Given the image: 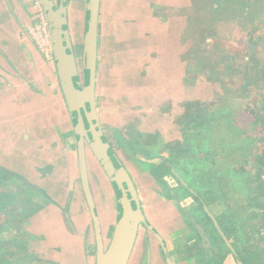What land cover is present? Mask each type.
I'll return each mask as SVG.
<instances>
[{
    "label": "rangeland",
    "instance_id": "374dc122",
    "mask_svg": "<svg viewBox=\"0 0 264 264\" xmlns=\"http://www.w3.org/2000/svg\"><path fill=\"white\" fill-rule=\"evenodd\" d=\"M141 1L144 2V0H102V22L104 21L105 34L108 37L110 31L117 36L112 44L116 54H121V60L123 52L127 50L129 39L134 38L136 34L135 30L133 31L135 24L132 21L139 17L143 18L136 8V4L142 5ZM154 2L169 6L176 4L175 0H154ZM0 3L4 4V1L0 0ZM86 4L87 0H73L69 16L71 36L82 81ZM27 7L28 15L23 17V23L32 27L36 24L37 9L30 0H27ZM165 10L171 17H187V33L183 40V45L187 43V51L183 55V60L187 63V94L189 99H192V95L198 98L193 102L203 104V113L197 114V119L193 121L189 119L190 117L184 118L183 113V118L179 117L181 121L176 120V125L171 129L173 132L177 130L173 141L167 144L166 139L160 137L157 145L156 140L151 141L153 145H150V149L138 147V144L129 145L131 140L145 134L140 133L141 130H137L135 126L131 128L127 124L121 129L129 144H125L124 141L119 142L115 133H107L115 153L126 166L137 189L144 195L145 215L159 229H164L163 223L167 219L168 212L171 210L170 214H173V210L178 209L170 203H163V196L170 198L171 196L159 185V181H155L168 174V171L160 167L155 168L151 174L150 167L145 165L144 160L139 161L140 158L135 152L152 156V163L155 162L153 156H169L168 159L170 158L169 160L174 163L182 182H186L202 196L215 191L221 192L227 200L233 197L231 189H228V176L233 170L239 175L243 171V168L236 163L245 162L251 154L264 153V0H193L192 5L186 10L168 7ZM113 16L116 19L123 18L124 22L118 19L116 20L118 23L113 25L111 22ZM144 24L145 21L141 26ZM13 25L0 26V47L9 58V62L4 66L6 70L16 75L15 69H19L20 80L23 82V74H27L30 82L34 84L23 82L26 92L21 97L20 102L23 104L19 107L12 106L0 93V167L27 179L47 196L33 191L17 180L10 179L11 185H8L7 191L16 193L12 201L16 198L18 200L12 205L15 206L14 210H18L17 214L22 215V220L13 221L12 227L15 229L17 226L20 228L26 226L35 210L44 207L40 226L44 228L47 225V229L52 231L58 228L59 233L56 238L67 247L65 256L70 262L79 261V255L83 250L82 240L87 231L90 230V239L93 242L95 234L92 220L88 213H83L80 206L84 199L79 181L78 153L67 155L60 135L62 133L71 136V133H74L69 111L57 86L53 70L54 61H46L25 36L21 37L18 28H16L18 33L14 32ZM26 44L33 53L38 75L31 70L23 50ZM10 62L15 68L11 67ZM1 86L0 83V92ZM169 136L167 132V137ZM180 147L182 150L174 154L173 149ZM203 153L205 155H201ZM197 158L205 160L203 162L196 160ZM211 162L215 163L214 166ZM88 168L102 221L104 242L108 246L117 219V212L114 210V190L110 188L111 184L90 150ZM255 169L250 167V172L255 174ZM168 182L174 190H179L174 179L168 178ZM222 182L226 187H219V183ZM237 190L244 192L243 189ZM237 193L240 198H244V194ZM245 196L249 197L246 194ZM50 200L59 202L64 209H57ZM6 202L12 203L9 199ZM218 202L222 208L226 204V199L220 198ZM180 204L187 209L195 208L197 205L193 198L186 200L181 198ZM9 209L12 214V208ZM67 210H70V214H67L69 212ZM163 212H167L166 215ZM189 213L191 217H201L197 210H190ZM11 214L9 213L10 216L3 214L0 222H8ZM179 214L177 217L180 218ZM174 216L172 228L178 222L175 213ZM15 223L18 225L15 226ZM180 229L179 226L166 232L164 230V236L167 238L168 233L173 231L179 233ZM77 231L79 237L74 236ZM18 232L15 230L9 235L0 236L2 237L0 255L20 251L17 245L10 243L17 237ZM23 234H27L31 240L37 238L28 229ZM20 255L19 253L14 260L17 264H31V261H20ZM92 260L94 263V258Z\"/></svg>",
    "mask_w": 264,
    "mask_h": 264
},
{
    "label": "crops",
    "instance_id": "0c3cea01",
    "mask_svg": "<svg viewBox=\"0 0 264 264\" xmlns=\"http://www.w3.org/2000/svg\"><path fill=\"white\" fill-rule=\"evenodd\" d=\"M3 1L4 4L0 3V26L3 27L7 26V24L13 25V23H15L16 26L13 25L15 28L14 32L16 33V28H18L22 34L21 37L25 36L29 43L37 50L27 34L28 26L23 23V17L28 15L27 0H9V4L6 3L7 1ZM151 1L153 2L144 0V2L141 1L142 5L136 4L137 12L140 16L143 15V18L140 19L139 17L135 21H132L136 26H134L133 29L136 34L134 38L129 39L130 42H128L129 44L126 46V52L122 54V60L120 58L121 54H116L112 44L116 35H113L114 32L111 33L110 31L108 37L105 34V25L104 21L102 22L103 17L101 10L97 78L98 112L101 126L105 133H115L116 139L119 140V142L124 141L125 144H129V142L125 140L121 129L123 125L127 124L131 128L135 126L137 130H141L139 131L140 133L145 134H141L138 139L135 138L131 140L129 145L138 144V147L143 146L146 149H150V145H153L151 144L152 140H156L155 144L157 145L160 137L166 139L167 144H169V141L172 142L177 131H171L176 125L175 121L178 120L180 116L182 117L183 113L185 114L184 118L186 117V106L189 102L198 100L194 95H192V99H189L187 94V63L183 60V55L187 51V43L183 45V40L187 33V17H171L166 14L165 10L167 7L186 10L192 5L193 0H175L176 4L174 6L163 3L155 4L154 0ZM7 5H10L9 8ZM115 16H113L111 20L113 25L118 23V21H116L118 19L121 22L123 21V18L116 19ZM144 21L146 26L145 24L141 26ZM134 40L135 42H133ZM23 50L30 63L31 70L38 75L33 53L28 48L27 44L24 45ZM6 62H9V58L6 57L0 47V83L2 85V91L0 93L10 101L12 106L19 107L23 104L20 102L21 97L26 92L25 88H23V82L27 81L30 85L34 83L30 82L31 80L26 76L27 74H23L24 78H22V82L20 80L21 75H19V69H15L17 75L12 74V72L6 70L4 66ZM10 63L11 67L15 68L12 62ZM7 64L9 65V63ZM53 70L57 86L62 94L55 64ZM70 121L73 126L71 117ZM180 121L181 119H179V122ZM145 127L146 129L144 130ZM167 132L170 135L169 137H167ZM60 135H62L61 138L65 153L67 155L74 152L78 153L75 131L71 133V136L62 133ZM28 139L31 140L30 137H28ZM166 143L165 145H167ZM79 181L81 183L80 179ZM114 202V210H116L117 205L115 199ZM81 203L80 206L83 209V213H88L90 217L85 200ZM57 204L62 206L59 202H57ZM55 207L59 210L61 209L57 206ZM39 211V214L31 218L30 221L28 220L29 224L28 222L27 225L25 224V227L36 234L37 237L35 242H32V252L37 256L39 255V259H37V262L31 261V264H96V240L93 242V240L90 239V230L87 231L85 238L82 240L83 250L82 254L79 255L80 260H72L70 262L67 256H65V249H67V247H65L62 241L56 238L59 229L57 228L55 231H52L47 229V225L44 228L43 226L41 227L40 217L45 210ZM67 212V214H70V210H67ZM74 232L75 230H73V233ZM74 236L79 237L78 231ZM69 257H72V255H69ZM93 258L94 263L92 262ZM134 258H137V252L134 253Z\"/></svg>",
    "mask_w": 264,
    "mask_h": 264
},
{
    "label": "flooded vegetation",
    "instance_id": "af4514ba",
    "mask_svg": "<svg viewBox=\"0 0 264 264\" xmlns=\"http://www.w3.org/2000/svg\"><path fill=\"white\" fill-rule=\"evenodd\" d=\"M30 1L33 4V1L32 0ZM53 1L56 5H58L59 0H53ZM64 2L66 6L68 5V25H69L70 23L69 16L71 10L70 8L73 0H64ZM7 6L9 8L10 5ZM29 28L30 27L27 28V34ZM69 30H70V25H69ZM70 35H71V31H70ZM29 38L31 39L30 36ZM72 44L75 50L73 41ZM34 45L36 46L35 43ZM82 83L84 85V79ZM103 133L106 137L108 144L111 146L112 150L114 151V148L111 145L109 138L107 137V134L105 133L104 130ZM89 150L90 149L87 148V158H88ZM181 150L182 148L180 147L177 149H173V152L175 154L180 152ZM135 154H137V156L140 158V159L137 158L139 161L144 160L146 163H148V164L145 163V165L150 167L151 174L155 171V168H160V167L168 171V174L159 177L155 181L156 182L159 181V185L163 189H165V191L167 190L171 196V198L163 196L162 197L163 203L164 204L170 203L171 205L177 206L178 209L173 210V212L177 217L180 211L179 214L180 218L177 217L178 222L172 228V223L174 222L175 219L174 213L170 214L172 212L171 210L168 212V215H166L167 212L165 213L163 212L166 215L167 219L163 223L164 229L161 228L162 230L159 229L158 226L155 225L149 218H147V215H145L146 200L144 199V195L141 193L140 190L137 189L135 182L132 179V176L130 175L126 166L121 162V160L115 153L119 162L127 170L133 181V184L136 188L140 200L142 213L146 219V224L143 223L139 227V232L137 235L135 247L129 264H264V155H263L264 153H260V154L254 153L253 155L251 154L248 157L249 159L247 158L245 162L239 161L238 163H236L243 168V171L242 174L239 175L236 170H233L232 174L230 173V175L228 176L227 178L228 189L229 190L231 189V194L233 196L230 197V199L228 200L227 198L223 197V194L221 192L212 191L209 195H205V196L198 194L186 182L181 181L182 178L177 173L178 171L174 166V163L169 160L170 158L168 159L169 156H164V155H159L156 157L153 156L155 162L152 163L151 162L152 156H148V154L145 153H137V152H135ZM201 155H205V154L203 153ZM94 158L96 157L94 156ZM196 160H203L204 162L205 159L197 158ZM214 164L215 163L211 162L212 166H214ZM250 167L256 168L254 171L256 172L255 174L250 172ZM101 169L103 170L102 166ZM103 173L105 174L104 176L107 178V181L110 183L104 170ZM148 173L150 172L148 171ZM89 178H90V173H89ZM168 178L174 179V181L176 182V186L179 188V190L178 189L174 190V188L170 186L168 182ZM10 179L19 181L20 183L24 184L33 191L40 193L43 196H47V195L39 188L30 184L27 179L9 171L6 168L0 167V220L3 217V214L5 215H9V213L11 214L9 208H12L11 210H13L11 217H9L10 220L8 222L7 221L4 223L0 222L1 223L0 236H2L3 234L9 235L12 232H15V230L19 231L17 233V237L13 239V241H10V243L13 242V244L17 245L20 249V251L17 252H10L9 255L7 254L0 255V263H2V261H6L9 262V264H17V262L15 261L13 263V260L17 259L19 253L21 254L20 261H24L26 258V256L22 254V250L24 249L23 248L24 243L26 244L29 242L31 243L32 241H34V239L31 240L27 237V234L26 235L23 234L24 232L26 233L27 227L22 226L20 228L19 226H17L18 225L17 223H15L16 224L15 226H17V228L14 229L12 227L14 225V224L12 225L13 221H16V219L22 220L21 219L22 215L17 214L18 210H14L13 207L15 206L12 205L18 200V198H16L15 201H12V199L14 198L13 195H15L16 193L9 192L10 197H8L9 193L7 190H9L8 185H10L9 183ZM24 180L27 181V184L24 182ZM223 180L225 182L224 178ZM90 184H91V179H90ZM225 185L226 184H224L223 182L219 183L220 188L226 187ZM110 188L114 190L112 185L110 186ZM237 189H243L244 192L242 193L241 190L238 191ZM2 191H5L6 193ZM82 192H83V188H82ZM237 192L244 194V198H240ZM245 194L248 195L249 197H246ZM113 195L117 205L116 206V212H117L118 202H117L115 190L113 192ZM83 197L85 200L87 210L89 211L90 214V210L87 201L85 199L84 192H83ZM181 198H183V200H186L187 198H193L195 200V203L197 204L196 207L192 209H187L184 206H181L180 204ZM220 198L222 200L223 198L226 199V204L222 208L218 202ZM8 199L12 203H7L6 200ZM94 200L99 213L95 196H94ZM50 203L54 206L64 209V207L59 206V204H57V202L54 200H50ZM40 209L43 210L44 207H40L39 209L35 210L34 214L29 218V221L31 218L39 214ZM190 210L199 211L201 217L200 218L194 216L191 217L189 213ZM179 226L181 227L179 233L173 231L172 233L170 232L168 233L169 235L167 238L164 236V232H163L164 230L166 232L168 231V229L169 230L174 228L177 229V227ZM92 227H93V232L95 234L93 222H92ZM18 228L20 230H18ZM0 238L2 239V237ZM1 242H3V240H1ZM135 252H137L138 254L137 259L134 258Z\"/></svg>",
    "mask_w": 264,
    "mask_h": 264
},
{
    "label": "water",
    "instance_id": "95a60500",
    "mask_svg": "<svg viewBox=\"0 0 264 264\" xmlns=\"http://www.w3.org/2000/svg\"><path fill=\"white\" fill-rule=\"evenodd\" d=\"M40 1L49 22L53 61L76 135L80 180L95 231L96 264H129L139 227L146 224V219L133 181L108 144L99 118L97 78L102 0H87L82 57L84 85L70 35L68 5L64 0H59L58 5L53 0ZM87 148L103 167L117 197V220L108 246L90 184Z\"/></svg>",
    "mask_w": 264,
    "mask_h": 264
},
{
    "label": "built area",
    "instance_id": "2783aa9c",
    "mask_svg": "<svg viewBox=\"0 0 264 264\" xmlns=\"http://www.w3.org/2000/svg\"><path fill=\"white\" fill-rule=\"evenodd\" d=\"M37 9L36 24L28 29V34L36 44L40 54L46 61L53 60L52 40L49 22L40 0H32Z\"/></svg>",
    "mask_w": 264,
    "mask_h": 264
},
{
    "label": "trees",
    "instance_id": "16d2710c",
    "mask_svg": "<svg viewBox=\"0 0 264 264\" xmlns=\"http://www.w3.org/2000/svg\"><path fill=\"white\" fill-rule=\"evenodd\" d=\"M203 104L201 102H189L186 106V117H190L189 119H191L192 121L193 120H196L197 119V114H201L203 113ZM193 114H192V113ZM33 242V241H32ZM32 242L30 243H24V246H23V250H22V254H24L26 256L25 260L24 261H34V262H37V259H39V255L37 256L36 254H34L32 252V248H33V244ZM34 242H35V239H34ZM14 261V260H13ZM0 264H9V262H6V261H2V263Z\"/></svg>",
    "mask_w": 264,
    "mask_h": 264
}]
</instances>
